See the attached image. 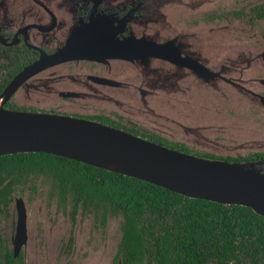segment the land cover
Instances as JSON below:
<instances>
[{"label": "flooded vegetation", "instance_id": "af4514ba", "mask_svg": "<svg viewBox=\"0 0 264 264\" xmlns=\"http://www.w3.org/2000/svg\"><path fill=\"white\" fill-rule=\"evenodd\" d=\"M68 50L82 56L49 65ZM24 71L4 108L100 122L197 157L264 159L190 147L185 134L224 137L213 130L223 113L264 128V0H0V95ZM109 227L108 264H159L125 248L123 216L57 170L0 186V264H80Z\"/></svg>", "mask_w": 264, "mask_h": 264}, {"label": "trees", "instance_id": "16d2710c", "mask_svg": "<svg viewBox=\"0 0 264 264\" xmlns=\"http://www.w3.org/2000/svg\"><path fill=\"white\" fill-rule=\"evenodd\" d=\"M45 169L69 177L87 198L101 202L105 212L123 216L124 247L152 251L159 264H264V217L246 206L184 197L42 152L0 156V186Z\"/></svg>", "mask_w": 264, "mask_h": 264}, {"label": "water", "instance_id": "95a60500", "mask_svg": "<svg viewBox=\"0 0 264 264\" xmlns=\"http://www.w3.org/2000/svg\"><path fill=\"white\" fill-rule=\"evenodd\" d=\"M63 53L49 65L82 56L69 50ZM35 69L34 65L27 72ZM23 74L25 71L0 95V156L48 153L140 179L184 197L246 206L264 217V159L235 162L197 157L100 122L4 108ZM185 134L194 143L208 142L206 136L188 128Z\"/></svg>", "mask_w": 264, "mask_h": 264}, {"label": "rangeland", "instance_id": "374dc122", "mask_svg": "<svg viewBox=\"0 0 264 264\" xmlns=\"http://www.w3.org/2000/svg\"><path fill=\"white\" fill-rule=\"evenodd\" d=\"M222 117L215 123L217 124L216 127L219 128L218 132L224 137L217 136L214 138L216 133L212 131L211 135L214 139L208 138V142L187 143V145L215 154H230L231 156H244L249 152L264 151V128H261L262 126L253 122H244L241 119H239L241 122L235 119L230 122L225 113ZM113 232L114 230L111 227L102 233L97 232L93 236L97 246L93 245L90 248L89 255L80 261V264H108L118 240V236ZM88 244H84L83 238L81 239L80 247L82 249L89 246Z\"/></svg>", "mask_w": 264, "mask_h": 264}]
</instances>
